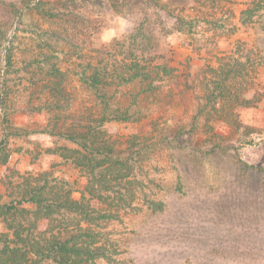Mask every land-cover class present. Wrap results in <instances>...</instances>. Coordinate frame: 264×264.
I'll return each mask as SVG.
<instances>
[{
    "label": "rangeland",
    "instance_id": "obj_1",
    "mask_svg": "<svg viewBox=\"0 0 264 264\" xmlns=\"http://www.w3.org/2000/svg\"><path fill=\"white\" fill-rule=\"evenodd\" d=\"M4 1L22 10L0 49V194L8 199L9 182L48 174L80 199L86 179L61 156L59 148L75 145L59 134L85 131L100 114V99L82 80L95 66L127 60L128 37L139 33L140 42L151 39L146 57L157 56L152 78L107 96L141 121L102 129L122 151L139 136L135 158L147 187H135L132 207L108 208L113 216L95 227L107 257L86 264H264V177L242 171L264 168V103L237 109V127L220 110L201 112L210 70L224 56L249 52L256 63L238 84L242 98L264 89V0H77L68 13L64 0H41L53 18L33 9L40 0Z\"/></svg>",
    "mask_w": 264,
    "mask_h": 264
},
{
    "label": "trees",
    "instance_id": "obj_2",
    "mask_svg": "<svg viewBox=\"0 0 264 264\" xmlns=\"http://www.w3.org/2000/svg\"><path fill=\"white\" fill-rule=\"evenodd\" d=\"M76 1L64 0L60 5L63 11L66 10L63 13L74 11ZM32 3L29 0L24 4L31 6ZM33 9L43 16H57L52 8L47 10L41 0ZM21 10L22 7L15 2L0 0V49L7 41ZM139 35L134 33L128 37L133 48L129 50L127 60L119 65L95 66L89 78L84 77L82 80L100 99V114L92 116V123L85 131L59 134L75 145L74 148H59L61 156L71 160L86 179L80 199L73 198L68 182L51 178L48 174L28 177L18 183L9 182L8 199L0 194V219L7 230L0 233V264H46L48 261L54 264H86L107 257L106 249L97 245L100 234L95 227L113 216L108 208L119 211L132 207V192L136 186L138 191L147 187L146 180L139 177L143 167L138 166L140 162L135 158L142 155L139 136H133L126 151H122L117 149L115 142L108 139L102 129L106 123L131 122L141 118L132 112L131 107H124L107 96L111 87L118 89L145 83L152 78L154 69H151V64L157 56L146 57V46L151 45V39L145 36L143 42H140ZM138 49L141 53L136 56ZM12 50L13 45L7 48L6 74L9 73V67L14 66ZM143 61L149 65L143 64ZM255 65L250 60L249 52L242 56L220 58L218 70H210L215 74L206 82L208 94L204 98L201 112L208 108L220 110L226 114L223 117L224 123L232 127L239 126L237 109L264 103V89L253 87V96L242 98L243 86H238L246 82L249 73L247 68ZM157 66V69L163 68L165 71L168 68V65ZM56 71L58 76L62 75L60 69ZM47 109L53 113L52 106ZM242 171L248 177H264V168L244 164ZM42 180L44 182H40ZM95 201L106 205L107 209H98L93 204ZM150 206L157 207L159 204L151 202ZM42 221L48 223L44 230L39 226Z\"/></svg>",
    "mask_w": 264,
    "mask_h": 264
},
{
    "label": "water",
    "instance_id": "obj_3",
    "mask_svg": "<svg viewBox=\"0 0 264 264\" xmlns=\"http://www.w3.org/2000/svg\"><path fill=\"white\" fill-rule=\"evenodd\" d=\"M13 33H14V31H13Z\"/></svg>",
    "mask_w": 264,
    "mask_h": 264
}]
</instances>
